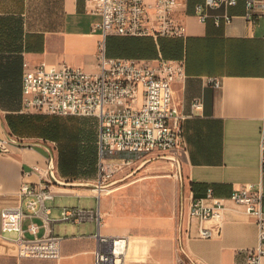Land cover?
Here are the masks:
<instances>
[{"label": "crops", "instance_id": "obj_1", "mask_svg": "<svg viewBox=\"0 0 264 264\" xmlns=\"http://www.w3.org/2000/svg\"><path fill=\"white\" fill-rule=\"evenodd\" d=\"M179 1L185 6L175 17L186 26V38H161L157 42L150 37L108 36L106 54L112 58L131 55L155 59L162 55L186 59L187 78L174 85L176 102L188 115L183 123L184 148L178 151L181 171L168 158L171 153L156 152L146 164L120 173L115 180L121 181L105 189L100 197L97 190L57 186L53 202L95 199L103 217L101 233L130 237L127 264L147 260L146 264H178L179 258L191 264H204L205 258L215 264H247L243 252L257 246L258 227L231 195L244 184L260 179L264 19L256 23L247 20L246 0H238L234 6L208 8L209 17L201 22L195 7L205 0ZM226 14L232 17L231 22L225 23L222 18L217 26L216 19ZM101 21L99 14L90 11L88 0H0L1 136L8 133L19 140L48 141L41 136H21L9 125V118L34 114L24 110V63H66L98 73L103 34L96 26ZM110 38L130 40H121L109 50ZM212 78L220 79L221 85L214 86ZM196 100L203 102L202 111L193 112ZM52 149L61 175L58 148L53 145ZM48 159L49 153L42 147L14 145L9 153L0 152V208L21 204L22 183L39 180L37 173L28 172L33 165L46 166ZM81 179L86 178L77 180ZM210 191L225 205L222 229L214 238L202 239L198 237L200 218L191 215L190 203L192 199L208 198ZM207 204L213 205V201L208 199ZM178 209H183L179 232L175 221ZM214 224L212 220L205 226ZM51 230L55 234L54 225ZM66 240L71 244L91 240L83 243L79 252L87 253L94 264V239L74 236ZM63 242L60 261L48 262L62 264L64 258L79 253ZM2 245L17 256L14 243L0 239V248Z\"/></svg>", "mask_w": 264, "mask_h": 264}, {"label": "built area", "instance_id": "obj_2", "mask_svg": "<svg viewBox=\"0 0 264 264\" xmlns=\"http://www.w3.org/2000/svg\"><path fill=\"white\" fill-rule=\"evenodd\" d=\"M237 1L205 0L196 5L195 15L201 22H206L208 8L221 4L234 6ZM88 2L90 11L102 18L96 26L103 34L98 54L99 72L91 74L66 63L53 66L45 62L36 65L25 62L23 102L27 113L97 119L98 171L94 183L104 186L125 170L147 161L153 153H171L180 159L178 151L184 148L183 123L188 115L176 102L174 85L187 78L186 59H167L162 55L155 59L112 58L106 54V39L108 36L150 37L158 42L163 37L186 38V26L175 17L185 3L179 0ZM245 17L253 23L264 19V0H246ZM222 18L225 23L232 20L229 14L218 17L217 26L221 25ZM210 81L216 87L221 85L218 78ZM203 109L202 101H194L193 112ZM14 145L6 136L0 135V152L9 153ZM172 161L178 165L177 161ZM50 162L49 154L46 166H32L28 174L37 173L39 180L22 183L21 204L0 208V239L15 244L16 257L20 261H60L63 238L54 234L52 225L59 221L94 222L98 225L97 233L83 236L96 241L94 264H127L130 237L103 235L100 209L63 207L59 219L51 218L52 207L48 204L55 200L58 185L51 176ZM54 171L58 176L56 165ZM86 190H97L100 195L105 191ZM208 199L213 205L207 204ZM231 200L244 207L258 227L257 246L243 252L246 263L263 264L264 120L260 137V179L236 189ZM224 208L222 200L214 198L211 191L208 198L192 199L190 213L200 218L199 238L212 239L221 232ZM212 220L216 224L205 226ZM178 264L191 263L179 258Z\"/></svg>", "mask_w": 264, "mask_h": 264}, {"label": "trees", "instance_id": "obj_3", "mask_svg": "<svg viewBox=\"0 0 264 264\" xmlns=\"http://www.w3.org/2000/svg\"><path fill=\"white\" fill-rule=\"evenodd\" d=\"M126 58L146 57L129 55ZM8 121L12 130L21 136H41L59 143L58 166L63 177L77 180L97 176L98 147L95 144L97 133L87 119L30 114L19 115L14 120L9 118Z\"/></svg>", "mask_w": 264, "mask_h": 264}, {"label": "rangeland", "instance_id": "obj_4", "mask_svg": "<svg viewBox=\"0 0 264 264\" xmlns=\"http://www.w3.org/2000/svg\"><path fill=\"white\" fill-rule=\"evenodd\" d=\"M40 5V4H39ZM122 40V38H110L107 45L109 50H112L115 46H118L120 44V41ZM149 59V58H148ZM41 115H47V114H41ZM77 118H81L82 120H88L89 122H91V126L93 128H95L96 133H97V139H96V147H98V121L96 118H91V117H81V116H74ZM47 139V138H45ZM24 141V140H21ZM52 141V142H51ZM25 142H31V141H25ZM33 142V141H32ZM34 142H43L45 144H52L54 146H56V148L59 149V143L55 140H51L48 139V141H34ZM176 167L177 164L175 163ZM177 173V172H176ZM59 178L63 181H79V182H94L96 179V176H94L93 178H87V179H81V180H71V179H65L62 177V175L58 174ZM86 193H90V191L86 192ZM91 193H95V192H91ZM98 196L100 195L99 192L96 193ZM50 207H52V215L51 218L54 220H57L60 218L61 216V210L63 207H68V208H74V207H82L85 209H93V210H97V204H96V200L92 199V198H81L80 200H60L58 199L56 202H50L48 204ZM180 212L181 210H177V212L175 213V221H176V228L177 231H180ZM98 229V225L97 223L94 222H83V223H73V222H55L54 224V231L55 234L61 238L64 239L63 245L68 246L70 245V249L71 251L76 250V252L81 251L82 248L81 245L87 244L89 242H91V240H76L73 241V243L71 244V242H68V240H66L67 238L70 237H74V236H90L92 234H95L97 232ZM3 247L0 248V264H53L52 262H48V261H40V260H35V259H24V260H18L16 258V256H14V250L13 251H9L7 248H4L5 246L2 245ZM75 252V251H74ZM139 258V257H137ZM146 259V257H145ZM206 260L204 261V264H215V262H213L212 260H210L209 258H205ZM149 260L142 262H135L134 264H146ZM62 264H91L90 262V257L87 253L85 252H79L77 254H75L74 256L71 257H66L63 260H61Z\"/></svg>", "mask_w": 264, "mask_h": 264}, {"label": "water", "instance_id": "obj_5", "mask_svg": "<svg viewBox=\"0 0 264 264\" xmlns=\"http://www.w3.org/2000/svg\"><path fill=\"white\" fill-rule=\"evenodd\" d=\"M13 144L18 145V146H34V147H42L44 149H46L49 154H50V158H51V162H50V167H51V176L53 178V180L56 182V184L58 186H62V187H69V188H73V187H79V188H89V189H107L115 184H117L118 182H120L121 180H115L112 181L111 183L104 185V186H100L94 182H79V181H63L61 180L55 173L54 169H55V164H54V152L53 149L51 148L50 145L45 144L43 142H25V141H21L19 139H16L15 137H13L11 134L6 133L5 135ZM171 160L177 161L179 169L181 171V161L180 159H178L176 156H169L168 157ZM148 162L144 161L141 165H144ZM140 165V166H141ZM182 176V175H181ZM181 217L183 218V209L181 211ZM181 218V219H182Z\"/></svg>", "mask_w": 264, "mask_h": 264}]
</instances>
